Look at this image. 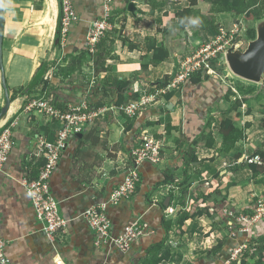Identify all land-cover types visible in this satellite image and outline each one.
<instances>
[{"label": "crops", "instance_id": "0c3cea01", "mask_svg": "<svg viewBox=\"0 0 264 264\" xmlns=\"http://www.w3.org/2000/svg\"><path fill=\"white\" fill-rule=\"evenodd\" d=\"M74 1L79 20L72 29L66 55L64 48L55 46L59 0H4L0 130L15 123L13 148L0 172V238L5 242L8 264H150L154 254L149 249L165 235L161 228L163 216L166 221L171 220V228L157 256L162 257L167 251L170 255L159 264L223 263L225 252L213 256L212 260L208 257L211 249L221 240L230 239L232 234L228 226L218 223L219 217L216 216L215 227L207 214L186 220L181 228L176 219L180 210L191 209V190L204 181L207 183L202 189L206 194L216 192L236 209L251 205L255 198H262L264 184L253 179L246 158L263 148L264 99L240 95L242 104L235 125L244 130L245 137L232 151L222 152L221 120L236 98H221L213 82L198 86L185 83L180 89L171 88L166 92H162L164 87H157L165 76L174 78L181 61L192 50L217 35L213 28L204 29L196 21L185 29L179 27L176 13L189 6V0H163V5L157 8L142 0H128L137 2L136 14L128 8L123 9L127 0H114L113 28L120 30L127 42L117 38L104 68L97 71L92 53L81 54L86 50L91 22L102 13V0ZM206 7L201 0L195 6L202 11ZM216 19L219 25L231 22L233 13H217ZM159 48L168 51L169 56L154 64L153 57ZM42 64L49 68L44 74V80L49 81L47 88L41 83L29 94L19 92L32 81ZM67 69L74 71L67 75ZM231 77L228 74L229 82L234 83ZM117 80L132 82L129 100L155 96L146 107L149 112L145 121L150 124L138 134L125 132L128 117L116 105L118 93L114 83ZM221 82L230 85L222 78ZM6 89L11 103L2 114ZM175 89H179L176 93H180L181 101L170 95ZM91 92L95 93L94 108L101 114L80 135L69 139L50 179L51 194L59 202L61 215L68 220V232L52 241L43 232L22 182L37 178L44 165V157L38 152V138L53 141L63 125L49 116L28 112L25 107L33 99L49 96L56 107L65 109ZM235 113L232 111L229 115ZM210 115L213 116L212 125L205 131ZM143 132L162 139L163 160L160 164L143 162L139 165L141 181L135 193L117 205H109L107 215L115 235L136 220L145 224L149 233L138 238L127 252L97 246L96 234L84 213L91 206L107 201L112 190L134 166L131 150L140 143ZM209 132L214 137L212 146L206 145ZM191 144L199 162L189 169L194 183L183 199L177 182L185 176L183 151ZM166 172L175 173V183L159 185ZM181 200L185 201V206ZM213 204L200 206L213 207ZM252 232L256 235L258 228L253 227ZM248 260L251 264L255 262L252 256Z\"/></svg>", "mask_w": 264, "mask_h": 264}, {"label": "built area", "instance_id": "2783aa9c", "mask_svg": "<svg viewBox=\"0 0 264 264\" xmlns=\"http://www.w3.org/2000/svg\"><path fill=\"white\" fill-rule=\"evenodd\" d=\"M113 2L114 0H102L103 15L101 18L91 22V27L86 35L87 46L91 53L95 52L98 43L106 35V32L112 28L110 18ZM62 6L63 14L60 28L61 49L66 46L72 24L79 20L72 0H62ZM232 30L233 34H230L229 30L222 23L219 34L215 38L201 43L198 49L192 50L181 61L178 72L169 84L164 87L162 92H166L171 88H179L196 71L207 69L208 73L215 74V69L211 63L214 59L223 60L227 64L225 54L227 49L233 44L235 40L234 35L237 33V30ZM47 76L51 78V74ZM232 89L238 93L234 87ZM238 97L241 98L240 94H238ZM154 98L155 96H141L138 100L123 104L119 109L127 117L133 118L142 112ZM25 110L49 116L63 125L62 130L53 141H48L41 137L38 138V152L44 157V165L37 178L32 180L25 179L22 182L43 232L46 233L50 240L55 241L57 237L62 238L68 232V220L61 215L59 202L51 194V176L58 165L63 150L67 147L69 139L83 132L85 128L93 124L101 112L92 107L86 99H83L77 105H70L66 109H61L56 107L48 96L31 100L26 105ZM14 127L15 123H11L0 130V172L3 171L13 148ZM163 145L162 139L143 132L140 143L131 152L134 166L128 170L123 181L112 190L107 201L91 206L85 211L84 216L90 228L96 234L95 243L97 246H109L121 252H127L135 240L149 233L147 226L140 220H136L125 226L122 233L115 235L112 231V222L107 215V208L109 205H117L135 193L137 185L141 181L139 165L145 161L160 164L163 160ZM246 159L249 163H261V158L258 155L251 158L247 157ZM224 213L232 217L235 223L241 224L239 228L241 232L248 234L253 227L259 223H264V198L257 200L256 209L253 214H247L243 211H233L229 208H225ZM229 228L231 229L230 226ZM231 236L235 237L236 232L232 231ZM247 246L248 243L246 242L230 248L229 257L224 264H233L239 261ZM4 250L5 242L0 238V264L9 263Z\"/></svg>", "mask_w": 264, "mask_h": 264}, {"label": "trees", "instance_id": "16d2710c", "mask_svg": "<svg viewBox=\"0 0 264 264\" xmlns=\"http://www.w3.org/2000/svg\"><path fill=\"white\" fill-rule=\"evenodd\" d=\"M142 1L149 4L152 8H157V7H160L163 5V0H142ZM204 1L206 3L212 4V7L208 10V12H204L201 9L195 8V6H197L199 4V0H189V2H190L189 6L181 9L179 12L176 13V17H178V20H179V27L181 29H185L193 21H196L201 25L202 28L206 29V28L211 27L214 29V31L217 34H219V29H220L221 25H219L217 23L216 14L222 13V12H230V13L235 14L236 16L243 15L246 19L254 20L255 22L264 17V0H204ZM59 2H60V13H59L58 23H57L58 29L61 28V20H62V14H63L62 0H59ZM72 3H73V6L75 8L76 13H78L76 10V7H75V1L72 0ZM129 3L130 2L127 0L125 2V4H123L124 5L123 9L126 10V8H128L127 5ZM115 10H116L115 9V3L113 2V4H112V15L110 18L112 28H110L106 32V35L98 43L95 52L92 53V58L94 60V66H95L96 71L104 68V63H105L106 59H108V57L111 55L113 44L117 38H121L123 40V42H127V39L122 38L120 30L113 28L114 24H115V15H114ZM101 12H102L101 15L95 19L102 17L103 5H102V11ZM74 24L75 23H73L71 28H70V32H69V35H68L67 41H66V46L64 47V51H66V55H68L67 53L69 51V45H70L71 39H72L71 32H72V29L74 27ZM250 37H251V39H254L256 37L255 29L250 31ZM85 45H86V47H85L86 50L82 52L81 56H83V55L85 56V54L87 52H90L88 49V46H87V41H85ZM55 46L58 49H61V39H60L58 44H55ZM168 56H169L168 51H165L163 48H159L156 50V52L154 54L153 63L157 64V63L163 61ZM211 63L215 69V66L217 65V63H219V59H214ZM48 69L49 68H48L47 64H42L40 66V68L38 69L35 77L32 79V81L25 88H22L21 90H19V92H22L23 90H25L29 86V87H31V90H30V93H31L41 83H44L43 84L44 88H47L49 81L44 80V74L48 71ZM42 70H43V75L40 78H37V74ZM73 71H74V69H67L66 74L69 75ZM216 75L217 74L208 73L207 69H202V70L196 71L193 74H191L185 80L183 85L185 83H190V85H192V86H198V85H202L203 83H212L213 82L215 84V86L217 88H219V92H220L219 94H221V98H224L226 100H229L231 96H234L236 98V100L231 104L229 111L225 112V114H224L225 116L221 120V124H220V131H221V134H223V136H224V144H223L221 151L224 153H228V152L232 151L235 144L239 140L244 139V137H245L244 130L238 128L235 125V120L240 115V113L238 112V109L241 106L242 102H241L240 98L237 96L236 92L231 88V86H228L227 84H222L221 78L219 76H216ZM171 80H172V78L170 79L169 76H165L161 81L158 82L157 87L158 88L166 87ZM114 84H116L115 87L117 88V93H118L117 99H116V105L117 106L120 107L123 104H126L130 101L139 99V98H135V99L129 100L131 97L130 95H132L129 92L130 91L129 89H130L131 84H132V82L130 80H124V81L123 80H117ZM181 87H182V85H181ZM235 87H236V90L238 91V93L240 95L250 94V95H255V98H257L258 100L264 99V97H263L264 86L261 88L260 86H258V84L250 82V84H248V85L238 84ZM96 88H97V86H96ZM179 89L172 90L170 95L176 96L177 99L179 101H181L180 93H176V92H178L177 90H179ZM93 91H94V89H93ZM94 94H95L94 92H91L88 95V97L85 98L92 107L96 106L94 101H93ZM13 97H15V96L13 95L12 98ZM81 100L77 103H73L72 105L79 104L81 102ZM52 102H53V104H55L54 100H52ZM147 111L149 112L148 108H145L140 115L138 114L133 118L128 117V124L125 127L126 134H128V133L129 134H135V133L138 134L144 126H147L150 124V122L145 121V118H146L147 113H148ZM232 111H235L237 113H235L234 116H230L229 114ZM263 111H264V106H263ZM212 120H213V116L210 115L208 117L206 124H205L206 125L205 131H206V129L211 127ZM167 127H169V126H167ZM213 143H214V137L212 135V132H209L206 135V145L212 146ZM193 145H196V142H194ZM262 147L263 148L257 150L256 152H254L253 154H251L249 156V158L257 156V155L260 156L261 163H249L248 161H246V163L252 171L253 179L256 182H260V183L264 184V142L262 143ZM131 152H132V150H131ZM182 160H183L185 176H184L183 180L177 182V186L181 192L182 198L185 199V197L189 193L191 186L193 185L192 184L186 188H183L184 184H186L187 181L193 176V173L190 172L189 169L193 168V164L195 162H199L197 156L194 153V148H193L192 144L189 145V148H187L185 151H183ZM145 162H149V161H145ZM149 163H151V162H149ZM151 164H153V163H151ZM163 174L165 175V178L162 182H159V185L175 183V180H176L175 173H173V172L167 173L166 172ZM206 183H207V181H204V182L200 183L197 186V188L191 190V197L190 198L192 199L193 205L191 206L190 210L182 209L179 211L178 217L176 219V223H177L178 227L181 228L184 225V222L186 220H188L190 218L202 216L204 214H207L213 220L214 227H215V224H216L215 219L217 216V217H219L218 223L221 225L228 226V227L230 226L231 231L236 232V236L235 237L230 236V239L227 238L225 240H221L213 249H211L208 252V257L210 258V260L213 259V256H217L220 253L225 252L224 261L222 260V262H223L222 264H224L225 260L228 259V257H229V253L227 254V251L230 248L236 246L237 244H242V243L247 242L248 246H247L246 250L242 253L240 260L233 263V264H251L248 260L249 257H251V256L253 258H255V262L253 264H264V223H259L258 225H256V227L258 228V233L256 235H255V233L252 232L253 228H252L250 234L249 233L247 234V233L241 232L239 230V228L241 226L240 223H237V222L235 223L232 217H230L224 213V209L229 208L233 211H243L244 213H247V214H253L255 212V209H256L257 200L259 198H255V200L252 202V204L245 207V208L236 209L235 207H232L231 205H229L223 196L218 197L216 192L214 194H206L202 189V187L205 186ZM261 196H262V198H264V193ZM180 202L182 203L183 206H185L184 200H181ZM204 203H207V205L209 203H214V204H213V207L205 206L204 208H201L200 205L204 204ZM211 208H213V210H211ZM161 228L163 229L165 235L163 236V238L158 243L154 244L149 249V252H152L154 254V258L150 261V264H159L163 259L168 258L170 255V252L167 251L162 257H158L157 252L161 247H163L164 242L167 239L168 232L171 228V220L166 221L164 219V216H163ZM147 230L149 231L148 227H147ZM136 241L137 240H135L133 242V244ZM226 247H227V249H226ZM219 263H221V262H219ZM212 264H217V262H214Z\"/></svg>", "mask_w": 264, "mask_h": 264}, {"label": "water", "instance_id": "95a60500", "mask_svg": "<svg viewBox=\"0 0 264 264\" xmlns=\"http://www.w3.org/2000/svg\"><path fill=\"white\" fill-rule=\"evenodd\" d=\"M4 0H0V70L4 69L3 65V39H4ZM138 10L137 2L131 1L128 4V11L136 14ZM256 37L247 42L243 48V42L240 37L243 32L235 37L233 44L227 49L225 59L230 71L237 77L264 86V17L256 21ZM60 41V29L57 28L55 43ZM43 75V70L37 74V78ZM6 88V85L4 83ZM31 87H27L22 91L23 94L30 93ZM11 101L6 89V104L2 108V114L6 113ZM1 117V115H0ZM80 135V134H77ZM194 183V178L191 177L183 188H186ZM169 200V198H168Z\"/></svg>", "mask_w": 264, "mask_h": 264}, {"label": "rangeland", "instance_id": "374dc122", "mask_svg": "<svg viewBox=\"0 0 264 264\" xmlns=\"http://www.w3.org/2000/svg\"><path fill=\"white\" fill-rule=\"evenodd\" d=\"M209 2V1H208ZM201 4L205 7V5L207 6L206 10L204 12H208V10L212 7L211 3H205L204 0H201ZM224 26L226 27V29L229 30L230 34H233V30H237L236 34H240V33H244L242 37H240L241 42H243V48L246 47L247 42L251 39L250 37V31H252L253 29H255L256 27V22L254 20H248L246 19L243 15L240 16H236L235 14H233V19L231 22L229 21H224ZM256 32V29H255ZM234 35V38L237 35ZM215 74H217L216 76H219L220 78H222L224 81H226L227 83L229 82V79L227 78L228 74H231V78L232 81H234V83H228L230 84L229 86H236L238 84H242V85H248L250 84L249 81L243 80L237 76H235L230 69L228 68L227 64H225L223 62V60L219 61V63H217V65L215 66ZM230 76V75H229ZM258 86H261L260 84ZM264 93V92H263ZM262 93V94H263ZM264 97V94H263Z\"/></svg>", "mask_w": 264, "mask_h": 264}]
</instances>
